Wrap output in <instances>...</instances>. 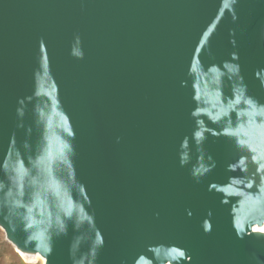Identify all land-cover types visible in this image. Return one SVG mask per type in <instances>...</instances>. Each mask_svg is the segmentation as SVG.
I'll return each mask as SVG.
<instances>
[{
    "label": "water",
    "instance_id": "obj_1",
    "mask_svg": "<svg viewBox=\"0 0 264 264\" xmlns=\"http://www.w3.org/2000/svg\"><path fill=\"white\" fill-rule=\"evenodd\" d=\"M264 0H0V228L45 264H264Z\"/></svg>",
    "mask_w": 264,
    "mask_h": 264
},
{
    "label": "bare ground",
    "instance_id": "obj_2",
    "mask_svg": "<svg viewBox=\"0 0 264 264\" xmlns=\"http://www.w3.org/2000/svg\"><path fill=\"white\" fill-rule=\"evenodd\" d=\"M245 163L249 174L256 185L264 187V133L261 141L255 144L254 147H250L249 152L245 157ZM254 230L256 232L264 233V224L256 225ZM17 250L24 258H27L30 261H41L42 264H45V258L41 254L25 252L19 248H17Z\"/></svg>",
    "mask_w": 264,
    "mask_h": 264
},
{
    "label": "rangeland",
    "instance_id": "obj_3",
    "mask_svg": "<svg viewBox=\"0 0 264 264\" xmlns=\"http://www.w3.org/2000/svg\"><path fill=\"white\" fill-rule=\"evenodd\" d=\"M0 264H42L41 261H30L24 258L17 248L10 244L0 228Z\"/></svg>",
    "mask_w": 264,
    "mask_h": 264
}]
</instances>
